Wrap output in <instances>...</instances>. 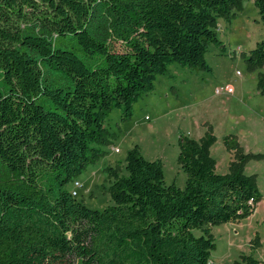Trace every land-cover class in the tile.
Listing matches in <instances>:
<instances>
[{
  "label": "trees",
  "instance_id": "obj_1",
  "mask_svg": "<svg viewBox=\"0 0 264 264\" xmlns=\"http://www.w3.org/2000/svg\"><path fill=\"white\" fill-rule=\"evenodd\" d=\"M240 2L0 0V264H210L213 225L247 219L263 197L237 135L219 174L216 136L182 134L184 188L138 145L127 175L111 167L113 204L92 209L68 185L104 153L114 108L130 118L174 63L211 70L218 19ZM250 60L264 64V40Z\"/></svg>",
  "mask_w": 264,
  "mask_h": 264
},
{
  "label": "rangeland",
  "instance_id": "obj_2",
  "mask_svg": "<svg viewBox=\"0 0 264 264\" xmlns=\"http://www.w3.org/2000/svg\"><path fill=\"white\" fill-rule=\"evenodd\" d=\"M216 29L221 44H211L206 54L211 70L174 63L159 75L155 89L134 104L130 118L124 119L123 110L114 108L105 119L104 153L68 189H76L78 180L82 186L77 187V199L88 207L103 209L113 204L111 167L127 175V152L135 145L145 158L163 161L167 185L184 188L187 174L179 161L181 135L197 141L207 133L216 136L210 154L219 174L233 170L237 153L227 149L225 138L237 135L243 145L240 157L248 154L244 172L254 176L263 197L247 219L213 225L216 247L210 264H242L247 255L264 264V64L250 60L251 51L264 40L256 0H241L231 19H218ZM227 85L233 93H216Z\"/></svg>",
  "mask_w": 264,
  "mask_h": 264
},
{
  "label": "built area",
  "instance_id": "obj_3",
  "mask_svg": "<svg viewBox=\"0 0 264 264\" xmlns=\"http://www.w3.org/2000/svg\"><path fill=\"white\" fill-rule=\"evenodd\" d=\"M223 91H226V92H228V93H233V87L230 86V85H227L226 87H221V88H217V89H216V93H217V94H220V93H222ZM118 150H119V149L116 148V151H118ZM74 185H75V188H76V189L71 190V192H72L73 196H78L77 187L82 186V184L80 183V181L76 180V181H74Z\"/></svg>",
  "mask_w": 264,
  "mask_h": 264
},
{
  "label": "crops",
  "instance_id": "obj_4",
  "mask_svg": "<svg viewBox=\"0 0 264 264\" xmlns=\"http://www.w3.org/2000/svg\"><path fill=\"white\" fill-rule=\"evenodd\" d=\"M173 88V87H172ZM238 139H239V142H240V144L242 145V143H241V141H240V138H239V136H238ZM243 146V145H242Z\"/></svg>",
  "mask_w": 264,
  "mask_h": 264
}]
</instances>
